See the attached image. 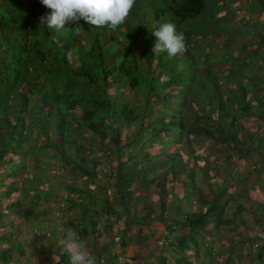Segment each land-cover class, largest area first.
<instances>
[{"label": "trees", "instance_id": "1", "mask_svg": "<svg viewBox=\"0 0 264 264\" xmlns=\"http://www.w3.org/2000/svg\"><path fill=\"white\" fill-rule=\"evenodd\" d=\"M23 1L0 0V165L7 160V155L21 156L7 167V173L1 177L12 180L4 193L11 195L18 189L22 184L18 185L16 181L24 174L25 180L41 188V181L48 177L43 170L36 167V158L42 153L41 149L51 150L52 158H58L61 165L71 164V177L80 174L92 177L94 173L88 164L99 162L101 155L109 157L117 153L119 157L124 149L138 145L141 151H146L141 158L153 160V163L149 164V174L158 170L162 173L149 180H142L137 173L131 171L130 164L122 166L123 161H117L113 175L107 178L112 180L110 182L114 185H120L126 178L137 179L141 182L140 188L143 185L146 189L152 188L157 182L155 190L158 195V208L149 202V193L138 194L136 204L144 206L139 210L133 208L129 211L125 194L118 190L111 199L112 202L105 199V220L108 221L110 215L119 218L122 216V213L113 208L114 205L120 206L121 211L129 216L124 222V232L130 229L128 220L134 219V216H138L142 211L143 215H140L141 218H137L135 223L139 225L137 227L141 235L126 236L124 233L112 236L110 241L98 249V254L94 255L97 264L101 260H107L111 264H202L194 259L199 258L196 235L199 230H206L215 236L216 233L207 228L210 224L218 236H221L219 231L223 227L239 233L238 241H228L230 250L224 264H242V243L250 244L252 240L258 239L257 235L244 236L238 231L246 220L243 213H250L242 201H239L247 192L228 193L233 184L229 183L227 174L220 165L232 164V155L225 154L216 157L217 161H211L209 156L198 152L194 143L197 141L204 145L203 150L209 146L211 151L208 153L212 154L215 143L227 146L232 144L237 153V160L243 159L253 151L261 154V160L264 162V149L261 147L264 145V98L251 90H261L264 95V75L245 67L246 60L252 57L258 60L264 56V28L252 31L256 35L255 51H250L243 45L244 49L239 50L233 57L232 70L246 69L247 73L234 75L232 81L228 80V76L220 81V78L210 71L205 73V78L210 79L209 84L207 81L202 84L208 94L204 108L209 113L205 114L195 103L189 109L187 97L174 100L176 105H179L177 109L166 105L163 101L168 99L167 94L171 93L172 87L166 88L164 94L160 95L162 85L166 87L184 83L181 71L174 68L175 63H180L182 58L166 61L169 72L164 82L158 83L151 70L147 76L141 72L135 56L130 54L132 47L136 46L131 39L137 35L130 21L134 20L136 8L142 5L141 0H136L126 23L117 30L68 22L65 29L59 33L47 29L46 26H40V17L50 14L51 9L42 5L40 0H26L27 3ZM216 1L218 0H171L168 4L159 6L160 11L155 10V13L156 17H161L166 11L170 12L178 22V30L184 31L182 23L201 17L207 4L220 8V5H215ZM261 4V9H264V0H261ZM77 26L86 30L84 37H76L73 34V29ZM207 30L206 34L213 33L215 36L219 32V28L216 32L208 28ZM235 32V36L250 34L243 29H235ZM191 33L193 32L189 31L185 36ZM124 35L130 38V42L125 45L117 39ZM107 41L112 44L107 45ZM58 42L62 44L57 45ZM183 60L188 61L191 67L194 66L189 57L184 56ZM254 65L257 67L256 63ZM22 88L25 90L22 91ZM133 89H140L136 94L139 97L134 102L136 97L129 93ZM152 96L157 97L156 101L151 100ZM222 105L225 107L224 111H220ZM227 105L232 107L230 112H226ZM243 113L257 121L254 129L256 144H253L252 137L246 138L241 132V123H236L237 116ZM237 125L239 131L233 132L232 126ZM125 127L130 131L123 137L122 130ZM40 134L42 145L36 144L27 154L28 158L35 162L29 167L24 143L30 138L40 137ZM84 139L90 145L88 149L92 157L85 153ZM168 145H174V148L166 150ZM94 146L98 153L92 149ZM110 147L112 149L108 150ZM152 147H157L158 150L149 153L147 150ZM138 162L139 160L135 164L138 165ZM211 162L220 165L215 164L216 166L211 168ZM47 164L48 161L45 165ZM196 167L201 169L200 172L204 176L205 189L201 190L199 184L194 183ZM30 170L33 173L27 177ZM168 182L170 186L179 183L183 195L178 197L174 194L172 198L166 199L168 192L165 188ZM98 184L96 183L95 187H98V192L101 193L102 185ZM37 198L39 199V196ZM184 199L192 202L195 209L185 212L181 208ZM176 200L177 207L173 205ZM17 204L18 201L6 204L5 210L13 214ZM258 205L264 206V201L258 202ZM170 211L171 216L166 218L165 215ZM155 213H159L158 216ZM2 215L1 209L0 218ZM33 216L36 217L37 214L27 209L22 219L24 221ZM154 220L163 222L167 230L160 235L164 239L163 242L156 244L153 240L150 247L146 246L150 233L145 231ZM167 221L169 223L166 224ZM7 222L0 219V264H22L21 254L24 249L19 243L1 247L2 244L12 241L14 235L13 222ZM80 224L84 229L75 230L80 238L93 236L95 231L88 230L95 227L94 220L87 221L83 218ZM56 236L58 244L54 243V250L60 256L59 262L69 264L68 256L60 244L64 234ZM257 248L256 257L259 259L254 264H261L264 244ZM187 250L191 253H186ZM165 251L174 253L173 261H169ZM139 258L143 259L144 263L139 262Z\"/></svg>", "mask_w": 264, "mask_h": 264}, {"label": "rangeland", "instance_id": "2", "mask_svg": "<svg viewBox=\"0 0 264 264\" xmlns=\"http://www.w3.org/2000/svg\"><path fill=\"white\" fill-rule=\"evenodd\" d=\"M169 1L171 0H141L140 3L143 2L142 5L136 8L133 16L134 20L130 21V25L136 30L135 32H137V35L133 36L131 39L136 46L132 47L130 54L135 56L141 72L147 76L148 71L151 70L153 77H155L158 83H163L169 72L168 63L166 61L172 58H182L180 63H175L174 68L175 70L181 71V76H184V83H175L167 85L166 87L162 85L160 95L164 94L166 88L172 87L171 93L167 94L168 99L163 102L177 109L179 105H176L174 100L187 97V100H189L187 107H189V109H191L192 104L195 103L201 107L202 113L208 114L209 112L204 108L208 94H206L205 90L202 88V84L205 83L204 81H207L209 84L210 79L205 78V73L210 71L214 76L219 77L220 81H222V78L225 76H228V80L232 81L234 75L248 72L246 69H241L239 71L236 69L232 70V62L233 57L238 54V51L244 49L243 45L247 46L246 48L250 49V51H255L254 49H256V35H254L252 31L254 29L259 30L260 28H264V9H261V0H218L215 5H220V8L207 4L201 17H197L198 19H188L182 23L185 29L183 31L184 33H188L189 31L193 33L189 36H185L186 51L175 57H168L167 53L154 55L152 52L156 42V37L152 34V31L159 24L172 22L178 29V22L170 12L166 11L163 16L156 17L155 10L160 11L159 6L166 5ZM23 2L27 3L28 1L24 0ZM225 4L227 5L224 6ZM78 24L91 27L83 20H80ZM207 28L214 32L219 28L218 35L215 36L213 33L206 34V31H208ZM235 29H243L246 32H250V34L235 36L237 34ZM227 30H230V32H227ZM180 31L182 30L180 29ZM201 34L204 36H201ZM48 37L50 38L49 33ZM117 39L123 45L130 42V38L127 35L118 37ZM61 44V42L57 43V45ZM106 44L110 45L112 43L111 41H107ZM229 46L231 49H227ZM184 56L189 57V61L193 62L194 66L191 67L188 61H184ZM117 58L119 59L120 57ZM128 58L131 59L130 56ZM254 63H256L257 67H254ZM245 67L252 68V70L258 71L260 74L264 75V56L260 57L258 60H255L254 57L250 60H246ZM246 84L247 87H249V84ZM24 90L25 89L22 88V91ZM137 90L140 91V89ZM137 90L133 89L129 92L132 97H136L133 102L139 97L136 95ZM251 90L264 98L261 90H255V88ZM167 91L168 89L166 92ZM156 99V96H152L151 98L153 101H156ZM8 100L9 98L7 101ZM231 108L232 107L227 105L226 112H230ZM224 110L225 107L222 105L220 111ZM237 118L236 123H241L242 125L241 132L246 138L247 136L252 137L253 144H256L257 137L254 133L257 123L256 119L244 113L241 115L239 114ZM262 125H264V123H262ZM232 129L233 132L239 131V125L232 126ZM122 131V135L125 137L129 134L130 129L125 127ZM40 138L41 134L40 137L30 138L24 143V153L29 167L33 164L34 160L28 158L27 154L30 153V150H32L36 144L42 145L43 140ZM214 145L215 149L212 148V150H214L212 154L208 153L211 151L209 146L205 147L206 149L203 150L202 148L204 145L197 141L194 143V146L198 148V152L202 153L201 155L205 154L209 156L211 161H217L216 157H221L225 154L232 155L231 161H233V165L230 163L220 165V163L216 164V162H211L212 164H210V167L214 168L216 165H220V167L224 168L229 183L233 184L228 193L232 191H239L240 193L241 191H243V193L247 192V195L241 196L239 201H242L244 207H246L250 213H243L246 220L238 228V231H241L244 236L257 235L258 239L252 240L250 244L247 242L242 243L241 262L242 264L257 263L259 259L256 257L258 253L257 247L264 244V240L259 236L264 235V206L258 205V202L264 201V162L261 160L262 156L258 152L252 151L248 156L237 160V153L234 151L232 144L227 146L224 144L222 145V143H215ZM83 146L84 149H86L85 153L89 157H92L93 155L89 153L88 149L90 145L85 139L83 140ZM252 147L254 148V146ZM261 147L264 149V145H261ZM172 148H174V145H168L165 149L169 150ZM92 149H95L96 153L99 152L95 146L92 147ZM110 149H112V147L108 150ZM157 150V147H152L147 151L149 153H155ZM41 151L42 153L36 158L38 160V166L36 167L43 170L48 176L41 181V188H37L36 184L25 180L26 175L24 174L21 179L19 178L18 181H16L18 185H22L18 186V189L13 191L11 195H6L4 191L12 180L9 178L2 179L1 177L7 173V167L20 159L21 156L7 155V160L0 165V210H3V215L0 219L3 222L12 221L14 230L12 241H6L7 243L2 244L1 247H8V245L19 243L24 249L21 254L22 264H61L59 262L60 256L54 250V243L56 242V244H58L56 235H60V233L65 234L68 229L78 231L84 229L82 224H80L83 218H86L87 221H89V219L94 220L95 223V227H90V230H88L89 232L95 231L93 236L81 237V239L86 242L87 248L93 256L97 255L98 249L106 242L110 241L111 237L116 236V234L121 235L125 233L126 236L129 234L141 235L139 227H137L139 225L135 223L136 219H140L143 215L142 211L138 216H134V219L128 220L130 221V229L124 232V222L129 216L121 211L120 206L114 205L113 208L118 210V213H122V216L119 218L110 215L108 221L107 219L105 220V210L107 209L104 200H111L118 190V192L125 194L129 211L133 208L139 210L143 209L144 206L136 204L138 203V194L149 193V202L151 205L153 204L154 207L158 208V195L155 190L157 182L153 184L152 188L146 189L143 185H141L140 188L141 182L137 179L126 178L120 185H114L110 182L112 180L107 178L113 175L112 172L117 165V161H121V163L123 161L122 166L130 164L132 166L131 171L137 173L139 179L142 180L145 178L149 180L155 177L156 174L162 173L158 170L154 174H149V164H152L153 160H147V158L145 160V158H143L146 151H141L139 146L136 145L135 147L124 149L119 157L117 153L109 157L100 154L102 157L99 162L94 161L88 164L91 171L94 173L92 177H88L86 174L71 177V164L61 165L58 158H52L53 154L51 150L41 149ZM141 156L143 157L141 158ZM9 157L15 160H10L11 158ZM136 160H139L138 165L135 164V162H137ZM46 161H48L49 164L45 165ZM200 170L201 169H198V167L194 169L196 172L194 183L199 184V188L202 190L205 189L206 183L203 181L204 176ZM32 173V170H30L27 177H30ZM96 183L102 185L101 188L103 191H101V193L98 192V187H95ZM225 184L229 186L226 181ZM68 185H72L73 187H68ZM165 190L168 192L166 199L169 197L172 198L174 194H177L178 197L183 195L182 186H179V183L176 186H170L168 182ZM38 196L39 199L37 198ZM13 201H18V204L17 209L11 214L9 211L5 210V205H9ZM173 205L177 207V200ZM181 208L187 212L195 209V205L189 202V200L184 199L181 202ZM27 209L33 210L37 216L30 217L23 221L22 218L26 215ZM158 214L159 213H155L156 216H158ZM171 214L172 211L167 213L165 215L166 218L167 216H171ZM91 215L93 216L91 217ZM107 222L109 224H107ZM167 223L169 222L167 221L166 224ZM47 227H50V229ZM86 228L87 227H85V229ZM207 228L211 229L216 235H211L210 232L206 230H199L197 232L196 240L198 247L196 246V249L199 251V258L194 259L202 264H224L230 250L228 241L230 240L235 243L240 239V235L237 231L223 227L220 228L219 231L221 236H218L215 228L211 224L208 225ZM166 230L167 228L163 222L152 221V224L147 226L145 231V233H150L148 234L146 246L149 245L151 247L153 240V243L156 241V244H161L164 239L160 237V235ZM53 231L55 232L53 233ZM145 233L142 234L143 237ZM0 241L2 240L0 239ZM189 241L191 240L189 239ZM155 253H157V251H155ZM164 253L170 258L169 261H173L174 253L172 251H165ZM186 253L190 254L191 251L187 250ZM138 261L144 263L141 258H139ZM99 264L111 263L107 260H101ZM261 264H264V253Z\"/></svg>", "mask_w": 264, "mask_h": 264}, {"label": "clouds", "instance_id": "3", "mask_svg": "<svg viewBox=\"0 0 264 264\" xmlns=\"http://www.w3.org/2000/svg\"><path fill=\"white\" fill-rule=\"evenodd\" d=\"M42 5L51 9V13L40 17V26L59 33L68 22L83 20L92 28L117 30L126 23L136 4V0H40ZM76 37H84L86 30L81 26L73 29ZM152 34L156 37L152 49L154 55L167 53L175 57L186 51V37L172 22L159 24ZM63 252L68 256L69 264H97L96 257L87 248L77 231L68 229L60 240ZM55 259V257H54Z\"/></svg>", "mask_w": 264, "mask_h": 264}, {"label": "built area", "instance_id": "4", "mask_svg": "<svg viewBox=\"0 0 264 264\" xmlns=\"http://www.w3.org/2000/svg\"><path fill=\"white\" fill-rule=\"evenodd\" d=\"M260 236V238H262L263 240H264V235H259ZM261 240V239H260ZM256 244V243H255Z\"/></svg>", "mask_w": 264, "mask_h": 264}]
</instances>
